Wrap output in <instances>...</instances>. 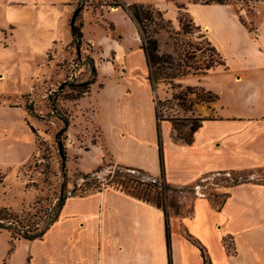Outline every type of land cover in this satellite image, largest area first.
<instances>
[{"label": "crops", "instance_id": "0c3cea01", "mask_svg": "<svg viewBox=\"0 0 264 264\" xmlns=\"http://www.w3.org/2000/svg\"><path fill=\"white\" fill-rule=\"evenodd\" d=\"M194 7L208 12L194 20L222 64L195 76L217 98L197 108L203 120L191 144L175 140L170 121H158L146 55L129 14L125 21L133 29L132 44L103 30L97 41L89 39L101 55L96 81L100 99L95 107L99 119L89 117L102 140L92 146L98 157L95 163L108 151L116 164L160 177L162 153L165 179L175 187L191 186L222 172L264 168V14L247 25L228 5L194 3ZM121 9L113 7L108 14ZM6 126L0 121V140L17 138L12 130L4 133ZM215 191L224 194L220 203V197L195 198L192 214L170 220L163 208L115 188L70 196L55 221L64 226L55 240L56 253L49 247L38 255L32 251L54 223L42 239L21 240L32 253L24 264H170L167 221L171 264H204L187 233L199 241L211 264H264V183L217 185Z\"/></svg>", "mask_w": 264, "mask_h": 264}, {"label": "rangeland", "instance_id": "374dc122", "mask_svg": "<svg viewBox=\"0 0 264 264\" xmlns=\"http://www.w3.org/2000/svg\"><path fill=\"white\" fill-rule=\"evenodd\" d=\"M224 1L247 25L256 17L263 18L264 0ZM121 2L159 10L163 20L156 19V24H149L147 30L158 39L160 52L175 58V66L181 70L198 72L186 76V81L183 77L175 79L174 86L164 81L151 84L153 101L162 103V118L181 119L187 130L200 118L197 108L212 103L190 105L196 101L198 88H204L195 76H201L206 66L221 61L194 20L196 16L208 15L206 10L194 7V3L206 5L205 0ZM114 3L115 0H89L84 5L79 20L84 38L78 48L70 26L77 0H0V121L7 123L3 130L6 135L12 130L17 136L0 140V223L41 226L52 214L56 217L62 195L81 194L85 181L82 173H91L101 188L115 187L112 179L117 168L108 151L99 163H95L98 157L91 152L92 146L102 141L89 119L91 114L92 120L97 116L100 85H86L94 77L98 81L92 71L93 61L96 73L101 63L99 48L89 39L97 41L103 30L116 39L123 37L126 43H133V29L125 21L127 12L121 9L108 14ZM142 60L140 63L146 67ZM136 79L140 81L139 77ZM188 88L196 89L187 94L185 103L174 98L176 93L186 94ZM63 118L68 120L63 135L64 157L56 141V134L65 126ZM23 123L25 128L21 127ZM98 168L100 171L94 174ZM116 174L119 178L121 172ZM138 175L129 172V179H138ZM246 180L264 183V168L206 176L191 186H172L164 194L159 187H135L132 182L117 188L138 191V195L153 203L159 197L160 205L173 217L192 214L191 204L201 196L220 197V203L224 194L216 193L217 185L228 188ZM143 182L152 185L154 180ZM198 223L202 225L201 217ZM63 228L62 222L55 223L47 238L33 246V253L38 255L46 247L56 253L55 240ZM21 240H13L10 232L0 230V264L26 263L32 253L25 250ZM226 246L231 247L232 242L226 240Z\"/></svg>", "mask_w": 264, "mask_h": 264}, {"label": "trees", "instance_id": "16d2710c", "mask_svg": "<svg viewBox=\"0 0 264 264\" xmlns=\"http://www.w3.org/2000/svg\"><path fill=\"white\" fill-rule=\"evenodd\" d=\"M88 2H89V0H77V6H76V9L74 11L73 19H72L71 24H70L72 40L78 48L81 46V42L83 41V38H84L83 24L79 21L80 20V14L84 8V5H86ZM204 4H206V5H210V4L227 5V3L224 0H205ZM112 7H115V8L121 7L122 9H124L129 14L130 18L137 25V28L139 30V35H140L141 41H142V49L146 55V59H147L148 67H149V72H150L149 78H150L151 83L153 85H156L157 83H159L161 81H164V82H168L169 84L174 86L173 81L175 79H179V78L186 77L189 75H197L198 72H191V70H189V71L181 70L180 66L179 67L175 66V63H176L175 58H173L170 54H162L160 52V49H159L158 39L155 38V36L149 34V32L147 30V27L149 26V24H156L155 23L156 19L163 20L162 14L159 10H155L150 6H145L143 4L127 5V4H124L123 2H121V0H115V3L112 4ZM241 22H243V21L241 20ZM221 64H222V60L217 65H221ZM217 65H215V66H217ZM92 66H93L92 71H93L94 75H97L96 70H95L94 61H93ZM215 66H206V68L202 72V75L206 74L209 70H211ZM198 71H200V69ZM95 82H96V79L94 77V79H92L91 81L86 83V85L94 84ZM195 89L188 88L187 93L183 94V95L181 93H179V94L176 93L174 95V98H179L182 102L185 103L186 102L185 97L187 96V94L195 91ZM198 91H199V93H197L196 101L192 102L190 104L191 106L193 105V103L214 102L217 98L216 95L205 90L204 88H198ZM88 92H89L88 90L85 91V93H88ZM74 99H78V98H74ZM161 104L162 103L160 100L157 101V118H158L159 123L163 120H166V119L162 118L161 113H160ZM202 120L203 119L198 118L197 121H193L187 130H185L186 125L183 123V121L181 119H178V118L177 119H170L168 121H170L172 128L174 130L175 140L177 142H181V143H185V144H191L194 140V133L201 126ZM63 121L65 122L64 128L56 134V141H57V145H58V150L61 152L62 157L65 156V153H62V151H64V145H65V138H64L65 136L63 137V135L66 132V125H68L67 119L63 118ZM159 135H160V129H159ZM159 143H160V150L162 152L161 140H159ZM112 161H113V164L117 168L116 173H118V171L121 172V175L119 176V178H118V175L116 173L113 176L112 180H113V184H114L113 186H115L114 187L115 189H118L117 187H119L120 185L130 184V182H132L131 185H134L135 187H139V186L156 187V188L159 187L160 190L163 191V194H164L165 192L170 190L172 187V185L166 181L165 176H164L162 153H161L162 174L159 178H154L153 176H151L147 172L140 170V169L131 168V167L123 166L120 164H116V162L113 159H112ZM99 171H100V168L96 169L93 173L96 174ZM129 172L138 173L139 174L137 177L138 179H134V180L129 179ZM81 176L85 180L84 184L81 186V194H71L69 196L62 195L59 199V205H58L59 212H58L56 217H54L52 214L41 226L40 225H37V226L21 225V224H16L15 222L7 221V223H0V230H7L8 232H10L13 240L14 239H24V240L34 241L37 239H42L44 237L45 233L49 230V228L55 223V221H57L59 214H60V211H61V209H62V207H63V205H64V203L68 197L75 196V195L82 196V195L89 194L90 191H97V190L103 189V188H101V184H99L96 179H92L93 175L91 173H87V174L82 173ZM115 176L117 177L116 179H115ZM146 180H149V181L154 180V183L151 185L150 183L143 182ZM249 181L250 180L237 181L236 183H234L231 186L238 185L240 183H246ZM137 192H133V191L129 190L126 193L130 194L134 197H137L141 200H144L146 202L153 203L150 199H148V198L146 199L145 197L138 195ZM159 200H160L159 197L156 198V200L153 204H155L157 207L163 208L160 205ZM163 209L166 212V216H167L168 220H170L169 213L167 212V210L165 208H163ZM166 237H167V248H168V253H169V259H170V264H171V235H170V231H169V227H168V221H167V226H166ZM186 237L194 245H196L200 249V251L202 253L204 264H211V262H210L209 258L207 257L203 247L200 246L199 241L193 239L192 236L189 235V233H187Z\"/></svg>", "mask_w": 264, "mask_h": 264}]
</instances>
